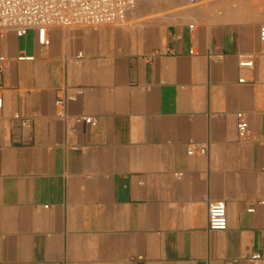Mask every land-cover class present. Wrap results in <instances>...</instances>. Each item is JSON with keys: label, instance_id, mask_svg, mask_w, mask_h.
<instances>
[{"label": "crops", "instance_id": "1", "mask_svg": "<svg viewBox=\"0 0 264 264\" xmlns=\"http://www.w3.org/2000/svg\"><path fill=\"white\" fill-rule=\"evenodd\" d=\"M156 14L0 32V264H264V0Z\"/></svg>", "mask_w": 264, "mask_h": 264}, {"label": "built area", "instance_id": "2", "mask_svg": "<svg viewBox=\"0 0 264 264\" xmlns=\"http://www.w3.org/2000/svg\"><path fill=\"white\" fill-rule=\"evenodd\" d=\"M137 0H0V32L14 31L18 36H24L30 30L37 33L38 42L49 45L48 31L50 28L93 27L106 25H125L134 12ZM264 40V27L261 29ZM0 56V69L5 62ZM240 65L253 67V55H242ZM0 84V108L3 105ZM83 93L81 87H75L72 93L60 98L57 104L63 106L67 101H73ZM67 118V114H62ZM239 136L243 140L250 138L247 117L243 112L237 113ZM77 121L96 125L97 119L91 116L76 118ZM207 143H190L188 154L208 153ZM254 209L251 208L250 211ZM208 227L210 230L222 231L228 228L227 205L224 200L209 203Z\"/></svg>", "mask_w": 264, "mask_h": 264}, {"label": "rangeland", "instance_id": "3", "mask_svg": "<svg viewBox=\"0 0 264 264\" xmlns=\"http://www.w3.org/2000/svg\"><path fill=\"white\" fill-rule=\"evenodd\" d=\"M212 1L237 3L238 0H137V6L130 16L136 14L138 9L147 10L151 8L152 12H157L155 15L156 17H161L178 13L179 11L189 10L191 7L198 4H206ZM136 22H139V20L136 19L135 21H131L128 19L125 25H130Z\"/></svg>", "mask_w": 264, "mask_h": 264}]
</instances>
